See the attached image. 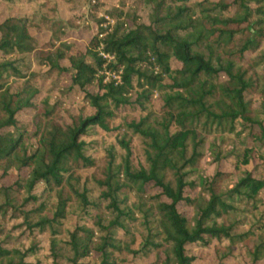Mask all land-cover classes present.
I'll list each match as a JSON object with an SVG mask.
<instances>
[{
  "label": "trees",
  "instance_id": "1",
  "mask_svg": "<svg viewBox=\"0 0 264 264\" xmlns=\"http://www.w3.org/2000/svg\"><path fill=\"white\" fill-rule=\"evenodd\" d=\"M78 1L0 0V264H264V0Z\"/></svg>",
  "mask_w": 264,
  "mask_h": 264
},
{
  "label": "rangeland",
  "instance_id": "2",
  "mask_svg": "<svg viewBox=\"0 0 264 264\" xmlns=\"http://www.w3.org/2000/svg\"><path fill=\"white\" fill-rule=\"evenodd\" d=\"M40 3H42L41 1H36L33 2L32 6L35 8L36 12H39L40 10H42V8H40ZM95 4L94 0H90L89 3H85V1H78L77 3L73 4V5H62L61 7V15L63 17V19H71L74 21L75 25L77 27L74 28L75 31H72L69 34V38L70 41L75 43V46L78 47L80 50H84V48L86 47L89 38L92 35V32L96 30V26L93 25V21L90 17H88V13H89V8ZM97 20H102V23H100L98 26L104 28L105 26H111L112 24H114V19L109 16L108 14H105L103 11H97L95 14ZM93 25V26H92ZM86 29V27L88 28L87 30L84 31H79L82 28ZM71 28V27H69ZM91 28V29H90ZM79 31V32H78ZM107 78H112L113 75L109 74L108 72L105 73ZM120 116L122 117H126L128 120H137L138 117L140 116V111L136 106H129V107H124L121 108L119 111ZM104 138V135L102 134H97L94 135L93 137H89L86 139V141H91L92 144L89 146L92 149L89 150V153H92L93 151H97L102 147V139ZM132 162L134 165H137L138 163H142V155L140 152V148L138 145V141L134 140V143L132 145ZM208 161L209 159H205L202 161L201 163V167L203 171H211L212 170V166L208 165ZM225 165V164H224ZM230 165L226 164L224 167L227 169H229ZM259 170H263L264 169V164H260L259 165ZM264 171V170H263Z\"/></svg>",
  "mask_w": 264,
  "mask_h": 264
},
{
  "label": "built area",
  "instance_id": "3",
  "mask_svg": "<svg viewBox=\"0 0 264 264\" xmlns=\"http://www.w3.org/2000/svg\"><path fill=\"white\" fill-rule=\"evenodd\" d=\"M104 57H108L107 55H104Z\"/></svg>",
  "mask_w": 264,
  "mask_h": 264
}]
</instances>
